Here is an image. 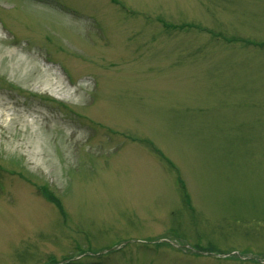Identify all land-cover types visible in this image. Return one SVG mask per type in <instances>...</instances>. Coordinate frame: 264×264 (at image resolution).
Here are the masks:
<instances>
[{
  "label": "rangeland",
  "instance_id": "1",
  "mask_svg": "<svg viewBox=\"0 0 264 264\" xmlns=\"http://www.w3.org/2000/svg\"><path fill=\"white\" fill-rule=\"evenodd\" d=\"M50 258L264 264V0H0V264Z\"/></svg>",
  "mask_w": 264,
  "mask_h": 264
},
{
  "label": "trees",
  "instance_id": "2",
  "mask_svg": "<svg viewBox=\"0 0 264 264\" xmlns=\"http://www.w3.org/2000/svg\"><path fill=\"white\" fill-rule=\"evenodd\" d=\"M48 196L51 197L56 202V200L51 196V194H48ZM51 261H53V260H51Z\"/></svg>",
  "mask_w": 264,
  "mask_h": 264
},
{
  "label": "bare ground",
  "instance_id": "3",
  "mask_svg": "<svg viewBox=\"0 0 264 264\" xmlns=\"http://www.w3.org/2000/svg\"><path fill=\"white\" fill-rule=\"evenodd\" d=\"M24 6V5H23ZM25 7V6H24ZM26 8V7H25Z\"/></svg>",
  "mask_w": 264,
  "mask_h": 264
}]
</instances>
